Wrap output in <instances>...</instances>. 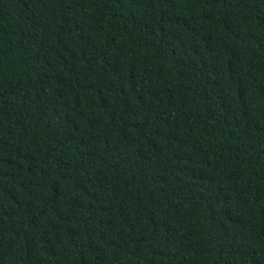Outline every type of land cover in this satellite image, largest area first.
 Returning <instances> with one entry per match:
<instances>
[{
	"label": "trees",
	"instance_id": "trees-1",
	"mask_svg": "<svg viewBox=\"0 0 264 264\" xmlns=\"http://www.w3.org/2000/svg\"><path fill=\"white\" fill-rule=\"evenodd\" d=\"M0 264H264V0H0Z\"/></svg>",
	"mask_w": 264,
	"mask_h": 264
}]
</instances>
